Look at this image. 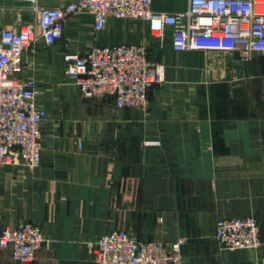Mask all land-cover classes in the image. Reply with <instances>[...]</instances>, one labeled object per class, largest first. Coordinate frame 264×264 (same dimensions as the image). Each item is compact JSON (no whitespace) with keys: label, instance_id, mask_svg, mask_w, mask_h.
<instances>
[{"label":"crops","instance_id":"crops-1","mask_svg":"<svg viewBox=\"0 0 264 264\" xmlns=\"http://www.w3.org/2000/svg\"><path fill=\"white\" fill-rule=\"evenodd\" d=\"M186 7V0L156 4ZM32 16L29 2L0 0V30ZM92 21L71 16L60 40H40L25 56L24 75L37 81L49 115L41 162L0 166V234L34 222L46 240L30 261L0 247V264H95L94 243L113 228L145 241L185 238L183 264H264V53L212 62L201 50H174L169 31L155 51L167 65L164 82L151 86L144 108L119 109L112 98L80 95L63 54L94 39L148 42L149 27L111 18L95 37ZM247 214L261 222L260 245L222 246L218 218Z\"/></svg>","mask_w":264,"mask_h":264},{"label":"built area","instance_id":"built-area-1","mask_svg":"<svg viewBox=\"0 0 264 264\" xmlns=\"http://www.w3.org/2000/svg\"><path fill=\"white\" fill-rule=\"evenodd\" d=\"M29 2L33 16L18 27L0 30V166H35L42 160L43 123L49 112L39 102L35 78L25 76V56L37 44H54L64 35L71 16H92L95 37L111 18L148 24L164 42L170 31L176 51L239 52L248 59L264 53V0H186L180 10H159L164 0H69L56 6ZM65 71L86 97L112 98L119 109L147 105L150 87L164 79L165 66L149 57L142 43L99 44L66 50ZM81 144V143H80ZM257 217L219 218L216 236L228 248L261 243ZM44 240L41 226L25 222L6 227L2 247L12 245L16 258L28 259ZM183 238L172 242L140 241L128 230L113 228L100 236L96 264H183Z\"/></svg>","mask_w":264,"mask_h":264},{"label":"rangeland","instance_id":"rangeland-1","mask_svg":"<svg viewBox=\"0 0 264 264\" xmlns=\"http://www.w3.org/2000/svg\"><path fill=\"white\" fill-rule=\"evenodd\" d=\"M137 21V20H136ZM136 21H130V22H133V24H134V27H137V28H141V26L143 25L144 26V28L146 27V25H148V24H146V23H143V24H141L140 22L141 21H139V22H136ZM135 24H137V26L135 25ZM133 26V25H132ZM149 27V26H148ZM107 29V28H106ZM105 29V30H106ZM104 30V31H105ZM104 31H102V32H100L99 34L101 35ZM148 33H149V36L151 37V38H149V40H148V42H139V43H142V44H144V45H146L147 47H148V53H149V57H150V59H152L153 61H156V62H159V63H161V64H164V66H165V74H164V79L162 80V81H160V82H155V83H153L152 85H154V84H161L162 82H164V80H165V78H166V72H167V65H166V63L164 62V61H162L161 60V58H160V55H158L157 54V52H155V51H158V48H162V47H164V45L166 44V40L164 41V42H161V40H160V38H158V37H156V36H154V35H152L151 34V31H150V28H148ZM155 49V50H154ZM153 50H154V52H153ZM261 53V52H260ZM203 54H204V56H205V58H208V59H210L212 62H213V60H214V57L215 56H221V55H226V54H228V53H213V52H204L203 51ZM239 56V61H241V62H250V61H252L253 59H254V57L256 56V53H254V55L252 56V57H250V58H248V59H244L240 54L238 55ZM71 78V77H70ZM76 84V83H75ZM151 85V86H152ZM77 86V85H76ZM78 87V86H77ZM151 88V87H150ZM39 92H40V90H39ZM79 93H80V95H82V96H84L85 98H90V97H86L81 91H80V89H79ZM254 95V94H253ZM93 98H99V97H92V98H90V99H93ZM101 99H104V98H101ZM148 101H149V95H148ZM148 101H147V103H148ZM146 106V105H145ZM145 106H142V107H138V108H144ZM117 107V106H116ZM118 108V107H117ZM126 108H128V107H126ZM124 109V108H123ZM148 143H151L152 141H150V140H148L147 141ZM155 142V141H154ZM81 145V144H80ZM22 165V164H21ZM247 215H253V216H255V217H257L256 215H254V214H247ZM243 216H246V215H243ZM237 217H242V216H237ZM237 217H229V218H237ZM220 218H223V217H220ZM219 219V218H218ZM257 219L259 220V218L257 217ZM218 221V220H217ZM259 223H260V229H261V222H260V220H259ZM216 224H217V222H216ZM118 229H121V228H118ZM41 230L43 231V235H44V240H43V242H42V244L35 250V252H34V254H33V256L32 257H30V258H28V259H20V258H16L15 256H14V254H13V247H12V245L10 244V245H8V246H5V247H3V248H10L11 249V253H12V256H13V258L14 259H16V260H25V261H30V260H33L34 258H35V256H36V254H37V252H38V250L43 246V244H44V242H45V240H46V237H45V233H44V230H43V228L41 227ZM126 230V229H125ZM4 231V230H3ZM3 231H2V233H3ZM1 233V234H2ZM1 234H0V236H1ZM215 237L217 238V236H216V232H215ZM136 238V237H135ZM182 238V237H181ZM99 239V238H98ZM184 239V242H183V244H182V255H183V245H184V243H185V238H183ZM218 239V238H217ZM139 240V239H138ZM219 240V239H218ZM260 240H261V234H260ZM141 241V240H140ZM142 241H145V240H142ZM157 242H162V241H157ZM219 242L221 243V241L219 240ZM166 243V242H165ZM222 244V243H221ZM260 245V244H259ZM258 245V246H259ZM96 246H97V240L95 241V243H94V246H93V252H94V255H95V250H96ZM222 246H224L223 244H222ZM0 247H2L1 245H0ZM224 247H226V248H228L227 246H224ZM257 247V246H256ZM231 249H237V248H231ZM95 264H96V255H95Z\"/></svg>","mask_w":264,"mask_h":264},{"label":"water","instance_id":"water-1","mask_svg":"<svg viewBox=\"0 0 264 264\" xmlns=\"http://www.w3.org/2000/svg\"><path fill=\"white\" fill-rule=\"evenodd\" d=\"M30 19V18H29Z\"/></svg>","mask_w":264,"mask_h":264}]
</instances>
